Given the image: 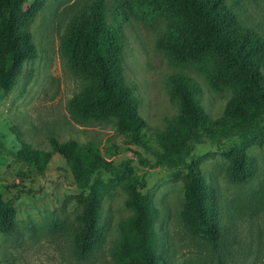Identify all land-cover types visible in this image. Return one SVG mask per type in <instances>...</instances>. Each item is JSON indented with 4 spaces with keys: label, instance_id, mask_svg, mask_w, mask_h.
Wrapping results in <instances>:
<instances>
[{
    "label": "rangeland",
    "instance_id": "1",
    "mask_svg": "<svg viewBox=\"0 0 264 264\" xmlns=\"http://www.w3.org/2000/svg\"><path fill=\"white\" fill-rule=\"evenodd\" d=\"M36 0H29L32 4ZM94 0H44L28 30L37 48L25 63L14 88L0 89V197L16 207V231L0 234V264H116L113 250L121 239L120 225L132 214L126 208L127 187L136 183L159 211L156 232L160 251L170 264H264V142L250 143L264 120L248 131H198L186 159L155 166L149 152H161L162 134L179 114L168 80L183 74L201 87L198 99L211 119H220L233 96L231 89L215 90L201 66L175 62L159 47L168 18L145 0H107L110 21L116 6L126 12L117 18L124 33V76L146 121L143 145L121 131L116 118L84 120L72 115L70 102L88 81L63 56L61 44L83 5ZM235 0H228L229 3ZM241 22L264 37V0H240ZM262 72L264 73V67ZM51 138L90 143L121 172L97 171L91 178L104 184L99 225L104 242L86 260L74 257L73 240L82 208L76 202L89 187L77 186L67 161L52 155L40 173L17 159L22 145L51 152ZM244 147L254 163V176L239 185L227 178L224 151ZM200 160L205 180L220 194L222 239L219 248L191 236L181 222L184 178L188 165ZM144 185L142 186V182Z\"/></svg>",
    "mask_w": 264,
    "mask_h": 264
},
{
    "label": "trees",
    "instance_id": "2",
    "mask_svg": "<svg viewBox=\"0 0 264 264\" xmlns=\"http://www.w3.org/2000/svg\"><path fill=\"white\" fill-rule=\"evenodd\" d=\"M155 11L168 18L167 32L158 47L175 62L201 66L211 87L231 89L225 114L211 119L198 96L201 87L187 75L177 74L168 80L171 96L179 105V114L162 134L161 152H149L155 166L186 159L190 143L198 131H248L264 120V37L244 25L236 11L240 0H145ZM107 0L83 5L63 37L61 50L72 68L88 84L70 102L73 116L103 121L111 117L121 131L131 134L143 145L142 132L147 124L139 113L124 76V33L117 18L127 14L116 6L110 21ZM44 0H0V89L11 91L25 63L35 58L37 48L28 30ZM262 144L264 131L249 139ZM52 151L23 144L17 159L32 164L42 173L52 155L63 157L71 167L73 178L85 195L77 197L81 205L79 230L73 240L74 257L86 260L102 246L104 234L99 225L104 199V184L92 176L99 170L112 175L121 169L102 157L90 143L74 140H50ZM228 161L227 178L239 185L254 176V163L244 147L224 151ZM144 181L142 182V186ZM125 206L131 216L120 225L121 239L113 250L116 264H170L160 251L156 222L159 211L136 183L127 187ZM181 222L193 237L207 241L214 250L222 239V207L219 191L203 175L200 160L191 162L184 178V204ZM16 207L0 197V234L16 231Z\"/></svg>",
    "mask_w": 264,
    "mask_h": 264
}]
</instances>
